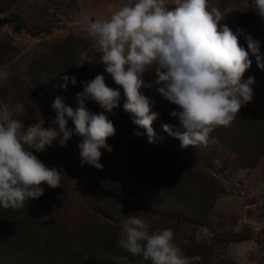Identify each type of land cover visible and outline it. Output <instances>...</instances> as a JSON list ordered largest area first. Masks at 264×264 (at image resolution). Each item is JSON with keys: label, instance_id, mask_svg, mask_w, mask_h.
I'll return each instance as SVG.
<instances>
[{"label": "rangeland", "instance_id": "rangeland-1", "mask_svg": "<svg viewBox=\"0 0 264 264\" xmlns=\"http://www.w3.org/2000/svg\"><path fill=\"white\" fill-rule=\"evenodd\" d=\"M251 1L208 0V4L222 13L219 26L232 27L244 21L241 29L247 35L259 25L264 34V19L251 8ZM5 2L0 0V65H7L11 75L8 84H0V109L6 105L11 118L20 120L25 130L39 120L48 128L57 113L49 98L52 92L45 93L35 79L36 59L69 39L74 48L83 45L89 52L100 51L87 35L86 25L110 18L120 6L134 0ZM166 7L174 10L175 5ZM12 15L21 25L17 31L13 22L2 20ZM256 56L248 58L256 62ZM85 73L79 68L75 77H84ZM249 77L255 80L253 99L242 108L264 118V68L259 76L244 73L243 79ZM17 102L24 105L22 112L15 110ZM119 114L118 129L107 139L113 150L101 149L102 169L81 166L78 144L82 138L75 134L64 147L54 141L43 152L31 149L41 162L62 173V186L53 189L46 185L51 206L33 217L27 255L15 258L0 248V264H49L46 247L48 252L51 246L70 248L78 243L73 241L78 234H88L84 238L89 246L83 252H105L104 245L115 233L119 236L129 215L143 218L150 232L173 230L175 243L185 255L202 257L198 264H264V145L228 148L223 127L210 133L209 142L215 143L211 151L203 144L190 151V146L182 148L181 141L163 127L154 126L162 117L153 121L156 135L149 143L144 128L132 123L126 114ZM66 119L67 127L74 132L73 121ZM162 121L173 126V131H183L178 117ZM241 122L235 119L230 126L234 134H240ZM125 123L132 128L127 134ZM121 172L136 173L138 178L148 180V187L131 188L117 176ZM100 207L107 209V215ZM127 264L134 263L127 260Z\"/></svg>", "mask_w": 264, "mask_h": 264}, {"label": "clouds", "instance_id": "clouds-1", "mask_svg": "<svg viewBox=\"0 0 264 264\" xmlns=\"http://www.w3.org/2000/svg\"><path fill=\"white\" fill-rule=\"evenodd\" d=\"M175 5L168 10L166 5ZM255 11L264 19V0H254ZM208 0H134L114 11L108 19H97L86 25L87 35L98 45L100 63L116 85L124 92V111L133 116V123L146 130L149 143L155 132L153 121L158 113L151 111L155 101L141 93V88L156 87V91L179 111L183 131H173V126L163 125V131L181 141V147L207 145L210 133L218 127H230L242 106L253 99V77L243 79L251 61L248 52L239 45L243 35L259 64V41L244 30L234 33ZM94 63L87 50H78L76 66ZM155 73L152 83L146 84L144 74ZM10 70L0 65V84L10 82ZM61 85L66 90L76 77L63 76ZM83 83L77 93L78 107L73 110L57 97L52 105L57 113L50 126L44 121L30 125L25 130L21 121L11 118L5 105L0 109V207L21 209L29 199L44 195L42 184L50 188L61 187L62 173L41 162L35 152H43L56 141L64 147L73 134L82 138L78 144L81 166L91 165L102 169L99 163L101 149L111 152L107 139L115 135L113 122L105 112L91 113L85 101L96 102L103 110L112 113L117 108L121 93L108 87L105 77L97 74ZM17 112L24 105L17 102ZM67 118L74 125L67 127ZM52 125H57L58 129ZM140 135L139 132L135 133ZM47 220L48 217H43ZM171 229L149 231V224L137 215L124 220L117 242L118 247L141 262L151 264H198L200 256L189 257L175 243ZM127 256L119 257L127 264Z\"/></svg>", "mask_w": 264, "mask_h": 264}, {"label": "trees", "instance_id": "trees-1", "mask_svg": "<svg viewBox=\"0 0 264 264\" xmlns=\"http://www.w3.org/2000/svg\"><path fill=\"white\" fill-rule=\"evenodd\" d=\"M11 0H6V4H8ZM251 8L255 11L254 0L250 2ZM1 11V10H0ZM256 12V11H255ZM259 17V16H258ZM17 16H6L3 17L2 20L5 23L13 22V29L15 31L21 28V25L16 21ZM245 22H237L236 26H228L230 29H234V33H236L237 29L244 28ZM222 27V26H218ZM255 40L259 41V64H264V34L262 25L253 27L249 34ZM239 45L248 52L249 56H256L252 53L251 49L248 47V43L243 35L238 36ZM74 42L72 39H69L67 43L62 42V44L56 49L52 50L48 54H42L36 59V66L34 76L37 80V83L40 84L41 88L44 87V92L49 93L52 92V95H49L52 103H54L57 97L62 98V102L65 106H70L75 110L78 107L77 103V93L83 91V83L89 80L94 79L97 74H101L105 77V83L108 87L113 89H117L120 93L123 89L116 85L111 76L106 72L105 66L100 63L101 52L98 51L96 53L89 52L86 47L83 45L78 48H74ZM78 50H87L89 56L94 58V63L89 64L85 63L83 66L77 67L78 61ZM5 51H7L5 49ZM257 57V56H256ZM250 60V59H249ZM251 61V60H250ZM64 62V65H61ZM80 69L86 70L84 77L76 78V84L73 85L70 81L67 84L66 90L61 87L64 83L62 80L63 76H75ZM263 68L258 66V61L251 62V65L248 70H246L245 74L259 76L260 72ZM144 80L146 84L152 83L155 79V73L149 72L144 74ZM117 87V88H116ZM142 87L141 93L150 100L155 101V106L152 107L151 111L158 113V118L162 117L157 124L154 126L161 128L162 124H165V118L171 116V112L178 109V107L171 102L167 101L163 96H161L156 90V87L153 86L150 88ZM126 101V97L124 96V92L121 93L119 105L117 108L112 110V113H108L103 110L96 102L87 100L85 101V105L87 109L93 113L98 114L102 111L105 112V115L109 120L113 122L115 130L118 129V120L120 119L122 114H126L129 120H133V116L130 113H126L123 108V104ZM117 114L116 119L114 120V115ZM118 112V113H117ZM67 118V117H66ZM236 119H239L241 122V130L240 134H234L233 128H225V141L227 142L228 148H237L244 147L247 145H264V118L258 114H254L251 109H241L237 114ZM133 123V122H132ZM131 126H128L125 123V133L127 134ZM219 129H223V127H218ZM123 130V127H122ZM235 139L231 138L234 137ZM243 141V143H241ZM205 146V145H204ZM215 146V143H208L205 147H209L210 151ZM231 146V147H230ZM195 146H190L189 150L192 151ZM247 162V161H246ZM121 178V181L125 184H129L131 188H143L148 187V180L140 179L137 177L136 173L130 172H121L117 175ZM41 187L44 188V195L36 198L29 199L28 202L25 203L24 207L21 209H4L0 207V248H2L3 252L7 251V253L11 254L12 257L15 258H24L29 249H30V235H29V227L33 220V217L37 214L47 212L49 207L51 206L50 201L52 198L50 197V192L46 187V184H42ZM106 204V202H105ZM101 211L107 215V209L104 207H100ZM34 215V216H33ZM82 234H78L73 237V241H78L76 245H72L70 248H62L60 245L57 249H54L53 246L50 248L48 252V246L46 247V260L47 263L50 262L55 264H123L124 261L119 260L121 256H127L128 261L133 262L134 264H142L141 257H133L130 254L124 252L122 249L118 247L119 236L115 233L110 242L104 245V251L88 253L83 252L89 246L84 237H87L88 234L79 236ZM62 248V249H61ZM48 254V255H47ZM143 264H151L150 261H144Z\"/></svg>", "mask_w": 264, "mask_h": 264}]
</instances>
